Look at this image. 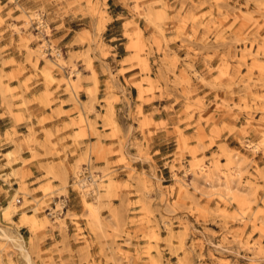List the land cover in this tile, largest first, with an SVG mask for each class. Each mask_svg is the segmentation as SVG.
<instances>
[{
  "label": "rangeland",
  "instance_id": "1",
  "mask_svg": "<svg viewBox=\"0 0 264 264\" xmlns=\"http://www.w3.org/2000/svg\"><path fill=\"white\" fill-rule=\"evenodd\" d=\"M83 1L101 25L111 19L107 0ZM123 2L118 72L140 70L123 79L139 102L127 129L113 85L98 99L94 38L84 30L87 50L64 52L45 9L19 7L25 59L0 68L14 121L0 132V264H264V0Z\"/></svg>",
  "mask_w": 264,
  "mask_h": 264
},
{
  "label": "crops",
  "instance_id": "2",
  "mask_svg": "<svg viewBox=\"0 0 264 264\" xmlns=\"http://www.w3.org/2000/svg\"><path fill=\"white\" fill-rule=\"evenodd\" d=\"M99 1L101 3L103 2V0ZM68 4V0H0V17L4 19V22L0 24V68L3 64V60L14 59L15 61L23 62L25 59V50L19 49L18 46L20 34L14 31L11 26L12 24L20 25V22L15 20L20 13L19 7L31 10H40L44 8L46 18L50 20L51 23L53 37L55 40H59L64 52H68L71 49H73L74 52H83L87 50L88 42L81 43L79 41L81 36L79 33L84 30L87 32L84 33V36L89 35L94 38V41L91 44V49L88 51V55L92 59L93 69L97 74L99 88L98 99L103 100L106 95H109V85H113L114 91L111 92L110 96H119V98H121V103H116L115 107L125 113V115H122L120 120L123 128L127 129L130 125L136 127L137 123H135L136 120L131 117V112L136 111V105L139 103L136 98L137 89L130 86L131 90L128 91V87L125 88V82L123 79L124 77L129 78L132 75L139 74L140 70L139 67L136 66L128 69L124 75H121L118 72L121 66L116 60H121L124 55L119 56L117 48L118 45H122V42L117 44L113 41L114 38L123 33L122 26L126 22V19L128 20L129 18V11L126 7V3H124L123 0H107V16L111 17V19L103 25H101L100 17L98 15L92 16L88 13V7L85 1L82 0L80 3L70 7ZM129 5H132L131 1L129 2ZM102 37L106 39L105 44L110 45L113 48L111 53L106 56L102 54L100 49V41ZM70 45L73 46L70 48L67 47ZM115 54L118 55L114 59ZM77 64L79 66V70L83 73L81 85L84 88L90 87L94 84L92 71L85 67L82 60H78ZM14 67V64L6 65L4 67V71H11ZM26 67L29 68V65L26 64ZM58 93L60 95V99L65 100L68 98L67 95H63L65 93L63 89H61ZM81 95L84 101L88 99L87 93L84 91H82ZM1 100L2 98L0 97V103ZM126 100H129V102ZM57 105L58 104H53L52 108H56ZM71 107L72 106L69 104L63 106V109L69 110ZM143 107L146 110L150 109L149 104H144ZM38 110L39 107H35V111ZM97 110H101L102 113L105 112L104 109H100L98 106ZM47 112L49 113L50 111ZM127 116L128 119H126ZM65 120H67V118ZM13 123L14 121L11 115L7 112V108L5 106H0V132L2 137L4 136L5 130L14 125ZM33 124H36V122L33 121ZM99 125L102 126V123L99 122ZM24 127H26V122L24 121L16 124V128L20 132L27 131L23 130L25 129ZM45 127H50V125L46 124ZM106 132H109V129H107ZM38 138H43L42 133H39ZM115 147L117 148L118 145ZM37 149L41 154L44 153L43 149L39 147ZM151 149V153H154L156 145H152ZM126 151H129V153L137 158L136 166L138 168H149V162L140 156L139 148L135 145L129 143ZM54 161H58V159H55ZM39 162L40 161L34 162L31 165V168L35 171V173L39 171ZM41 162H45V160H41Z\"/></svg>",
  "mask_w": 264,
  "mask_h": 264
},
{
  "label": "built area",
  "instance_id": "3",
  "mask_svg": "<svg viewBox=\"0 0 264 264\" xmlns=\"http://www.w3.org/2000/svg\"><path fill=\"white\" fill-rule=\"evenodd\" d=\"M34 30L39 33L41 26H42V22L38 21L37 19L35 21H33L32 23Z\"/></svg>",
  "mask_w": 264,
  "mask_h": 264
},
{
  "label": "bare ground",
  "instance_id": "4",
  "mask_svg": "<svg viewBox=\"0 0 264 264\" xmlns=\"http://www.w3.org/2000/svg\"><path fill=\"white\" fill-rule=\"evenodd\" d=\"M1 232H2V230H1ZM3 232H5V231L3 230ZM3 232H2V233H3ZM2 233H1V234H2ZM5 233H6V232H5ZM1 236H2V235H1ZM7 236H9V235H7ZM2 237H3V236H2ZM4 237H5V235H4ZM4 237H3V238H4ZM20 246H21V245H20ZM21 247H22V246H21ZM22 249H23V248H22ZM24 251H25V249H24Z\"/></svg>",
  "mask_w": 264,
  "mask_h": 264
}]
</instances>
